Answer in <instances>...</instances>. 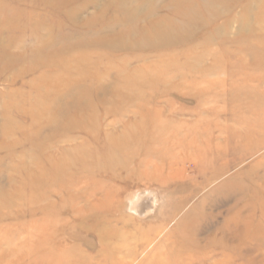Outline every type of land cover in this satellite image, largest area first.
Here are the masks:
<instances>
[{"label":"rangeland","instance_id":"obj_1","mask_svg":"<svg viewBox=\"0 0 264 264\" xmlns=\"http://www.w3.org/2000/svg\"><path fill=\"white\" fill-rule=\"evenodd\" d=\"M119 1L137 6L140 0H74L78 10L82 6L78 21L99 14L107 21ZM149 1L162 17L170 5L182 3L193 5L207 20L198 22L188 47H178L165 57L145 53L143 65L149 66V72L142 71L146 73L143 79L155 80L156 90L146 88L140 97L131 95L135 105L125 104V117L105 116L102 109H95L92 123L98 141H103L106 132L119 134L124 125L132 139L138 136L139 141H128L130 148L122 152L114 148L109 160L112 169L107 173L97 171L91 177L72 170L80 173L82 184L76 190L85 194L76 209L91 203V211L73 214L64 205L61 211L49 207L57 216L42 221L43 193L32 194L25 172L12 170L19 162H30L21 155L29 144L22 141L21 130L14 128L12 139L18 144L12 158L0 153V188L7 194L0 198V264H34L38 260L39 264H264V49L254 42L262 34L253 32L249 45L238 30L243 7H249V26H255L264 0L226 4L208 0L206 10L204 0ZM220 11L222 16L214 18L218 15L214 12ZM9 15L17 18L0 25V48L14 55L30 53L38 40L48 39L46 29L55 30L59 24L49 9L34 8V0H0V24ZM134 23L136 29L144 24ZM33 25L38 27L37 34L25 36L21 46L7 49L6 40L22 37L9 34L10 28H26L28 34ZM120 30L116 27L114 32ZM76 38L78 35L73 40ZM259 52V58L254 57ZM5 62L12 67L0 72V105L12 99L34 102L37 93L22 84L32 75L14 79L16 85L11 86L17 73L28 68L29 59L14 64L1 59L0 68ZM138 65L134 61L128 64L129 69ZM108 68L112 73L102 76L101 82L112 89L115 69ZM77 83H71L68 91L75 93ZM11 118L23 132L34 131L25 118L15 113ZM52 132L44 129L42 141ZM86 136L77 129L74 140L60 146L70 149ZM214 173L221 174L213 178ZM90 188L96 190L92 198L88 197ZM7 198L13 201L11 208ZM47 199L44 204L58 206L56 195ZM144 201L149 206L145 209ZM42 236L45 242L38 250L35 242Z\"/></svg>","mask_w":264,"mask_h":264},{"label":"bare ground","instance_id":"obj_2","mask_svg":"<svg viewBox=\"0 0 264 264\" xmlns=\"http://www.w3.org/2000/svg\"><path fill=\"white\" fill-rule=\"evenodd\" d=\"M24 1L26 0H10L11 3ZM204 1L207 6L203 4V7L206 10L212 1ZM234 1L236 0H215L219 3L225 2L224 4ZM74 5V0H34V8H46L52 12V18L59 23L57 28L55 30L46 29L48 39L44 40L42 37L38 40L33 50L27 53L29 55H14L0 48V61L1 59L9 60L11 64L24 58H28L30 61L28 68L19 71L16 78L11 80V86L16 85L14 79L30 74L33 78L22 84L34 90L37 93V99L31 103L29 98L12 99V101L0 105L2 109L0 113V153H6L12 158V153L18 144L17 140L12 139L14 128L21 130L22 141L29 144L28 150L22 151L21 155L28 158L30 162L25 165L22 164L23 162H19L12 167V170L14 168L15 172H25L24 180L32 194L37 191L43 193V208L40 212L43 222L48 221L50 217L57 216L52 213V208L61 211L63 205L68 207V211L73 214L75 211H81V213L91 211L93 208L91 203L87 204V209L84 206L83 210L76 209V205L80 202L79 199L85 196L76 190V187L82 184L78 175L90 173L89 176L92 177L97 171L107 173V170L112 169L109 160L114 148H119L122 152L128 147L130 148L128 141H139L138 136L132 139V135L127 132L128 129L125 125L119 134L112 133V135L106 132L103 141H98L96 129L92 123L96 118L95 109H102L105 116L114 114L117 119L125 117L127 113L125 104L135 105L133 103L135 98L131 95L140 97V93L146 88L151 91L156 90L153 87L156 85L155 80L146 81L143 79L146 73L142 71L146 69L149 72V66L143 65L147 57L145 53H157L159 57H165L167 52L174 51L178 47H188L198 22L202 23L203 20H207L203 14L196 13L193 5L184 6L182 3L170 5L167 8L166 16L162 17L159 16L161 11L157 14L149 0H140L137 6H125L119 1L114 5L113 13L107 21L103 20V15L99 14L97 17L83 22L78 21L80 15L78 11H81L82 6L78 10L79 7ZM261 11L255 21L258 26L256 23L255 26H249L248 16L251 12L249 7H243L238 20V30L242 31L241 38L244 43L249 42V45L253 41V32L257 31L262 34L254 42L264 49V7ZM214 13L218 14L214 16L216 18L222 16L223 12ZM10 18L16 19L17 16L5 17L0 25H7L10 21L14 22ZM173 19L176 21L180 19L182 22L177 24L178 22ZM135 20L142 21L143 26L136 29ZM64 23L68 24L65 26L67 32H64ZM116 27L121 29L120 32H114ZM29 29L27 34L25 33L26 28L25 30H22L21 27L10 28L9 34L15 32L22 37L15 41L13 37L6 40L7 49L21 46L23 42L21 39L37 34L38 27L36 25ZM74 35H78L75 41L73 40ZM0 40L1 44L3 38L0 37ZM58 43L59 46L56 47ZM256 51L258 52V50ZM113 53H124L128 57H115ZM92 54L96 56L91 57ZM259 55L260 52L254 54V57L259 58ZM132 61L138 62L139 65L129 69L128 64L130 65ZM110 65L115 69L112 78L115 87L112 89L110 85L107 86L101 82L102 76L107 77L112 73L113 69L108 68ZM11 67L8 63H2L0 72L4 73ZM41 70L42 72H40ZM36 71L39 73L34 76ZM75 77L77 78L75 79ZM76 81L78 82L76 92L68 91V86ZM16 91L14 90L12 93H16ZM23 96L29 97L27 94L20 95V97ZM113 104L115 108L111 109ZM26 106L27 108L24 109ZM12 113L29 121L28 125L34 131L23 132L22 127L13 122ZM112 124L114 123L109 125L112 126ZM44 129H53V132L42 141L41 135ZM77 129L86 132L88 136L84 137L80 144L70 149L60 146L71 143L74 140L72 134ZM41 165L45 166L43 170H41ZM72 170L80 173H73ZM220 174L214 173L212 177L217 178ZM1 189L0 198L5 199L7 194L3 193ZM89 190L88 197L92 198L96 190L94 188ZM71 191H76V193L72 194ZM52 195H56L59 199L57 207L49 202L44 204L46 200H49L47 198ZM7 199V205L11 208L13 201L10 198ZM106 202L105 200L104 204ZM145 203L147 206L148 202ZM49 207L52 210H49ZM44 242L43 236L37 238L35 244L38 245V250L40 246L44 245ZM39 263V260L34 261V264Z\"/></svg>","mask_w":264,"mask_h":264},{"label":"water","instance_id":"obj_3","mask_svg":"<svg viewBox=\"0 0 264 264\" xmlns=\"http://www.w3.org/2000/svg\"><path fill=\"white\" fill-rule=\"evenodd\" d=\"M145 202H146V201H144V202H143V204H144ZM145 204H146V203H145ZM145 204H144V209H145V208H147V206H148V205H147V206H145Z\"/></svg>","mask_w":264,"mask_h":264}]
</instances>
